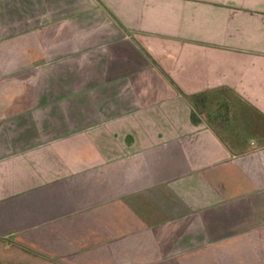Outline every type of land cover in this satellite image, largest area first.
<instances>
[{"label":"crops","instance_id":"0c3cea01","mask_svg":"<svg viewBox=\"0 0 264 264\" xmlns=\"http://www.w3.org/2000/svg\"><path fill=\"white\" fill-rule=\"evenodd\" d=\"M2 255L264 264V0H0Z\"/></svg>","mask_w":264,"mask_h":264},{"label":"rangeland","instance_id":"374dc122","mask_svg":"<svg viewBox=\"0 0 264 264\" xmlns=\"http://www.w3.org/2000/svg\"><path fill=\"white\" fill-rule=\"evenodd\" d=\"M0 259H2L4 261H14V258H12L11 256H4V255H2V256H0ZM17 261L19 262V261H22V260L17 259Z\"/></svg>","mask_w":264,"mask_h":264}]
</instances>
